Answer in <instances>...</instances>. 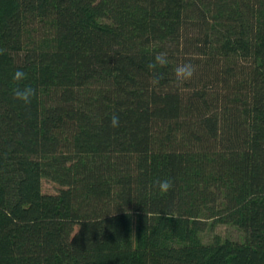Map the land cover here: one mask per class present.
I'll return each mask as SVG.
<instances>
[{"label": "trees", "instance_id": "trees-1", "mask_svg": "<svg viewBox=\"0 0 264 264\" xmlns=\"http://www.w3.org/2000/svg\"><path fill=\"white\" fill-rule=\"evenodd\" d=\"M0 264H264V0H0Z\"/></svg>", "mask_w": 264, "mask_h": 264}, {"label": "clouds", "instance_id": "clouds-1", "mask_svg": "<svg viewBox=\"0 0 264 264\" xmlns=\"http://www.w3.org/2000/svg\"><path fill=\"white\" fill-rule=\"evenodd\" d=\"M169 59L166 52H159L155 54L153 59L147 65L149 71L156 72L160 68H164L168 65ZM195 72V66L190 62H183L176 65L174 69L175 77L178 81L189 80L192 78ZM26 74L22 70H16L12 76V80L15 82L16 86L12 89V97L15 102L30 105L37 95V90L30 85L23 84ZM120 123V118L117 114H113L110 120V124L113 128L118 127ZM159 191L162 193H167L171 187L172 183L168 179L159 180L156 182Z\"/></svg>", "mask_w": 264, "mask_h": 264}, {"label": "rangeland", "instance_id": "rangeland-1", "mask_svg": "<svg viewBox=\"0 0 264 264\" xmlns=\"http://www.w3.org/2000/svg\"><path fill=\"white\" fill-rule=\"evenodd\" d=\"M59 187L53 182L44 180L43 181V192L48 194L57 193ZM215 235H220L224 237H231L233 239H238L240 237V233L233 227L226 225H217L215 228H208L203 234L202 237L205 242H210L214 238Z\"/></svg>", "mask_w": 264, "mask_h": 264}]
</instances>
